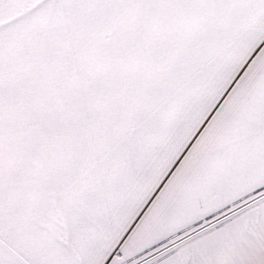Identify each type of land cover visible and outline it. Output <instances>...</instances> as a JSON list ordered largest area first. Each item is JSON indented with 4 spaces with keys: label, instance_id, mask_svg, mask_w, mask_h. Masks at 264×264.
Segmentation results:
<instances>
[{
    "label": "snow or ice",
    "instance_id": "snow-or-ice-1",
    "mask_svg": "<svg viewBox=\"0 0 264 264\" xmlns=\"http://www.w3.org/2000/svg\"><path fill=\"white\" fill-rule=\"evenodd\" d=\"M0 264H264V0H0Z\"/></svg>",
    "mask_w": 264,
    "mask_h": 264
}]
</instances>
